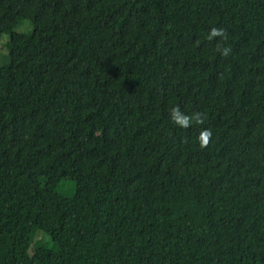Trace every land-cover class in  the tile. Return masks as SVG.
<instances>
[{"label":"trees","instance_id":"16d2710c","mask_svg":"<svg viewBox=\"0 0 264 264\" xmlns=\"http://www.w3.org/2000/svg\"><path fill=\"white\" fill-rule=\"evenodd\" d=\"M3 8L0 264H264V0Z\"/></svg>","mask_w":264,"mask_h":264},{"label":"rangeland","instance_id":"374dc122","mask_svg":"<svg viewBox=\"0 0 264 264\" xmlns=\"http://www.w3.org/2000/svg\"><path fill=\"white\" fill-rule=\"evenodd\" d=\"M15 21L14 16L5 8L0 10V65L8 64L9 58L7 56V48L5 42L8 40L6 28ZM32 29L31 23L28 21H21L18 23L16 30L18 32H30ZM58 85L56 83L48 82L44 84L45 91L56 90ZM66 194H71V187L65 189ZM43 238L42 233H37L36 238Z\"/></svg>","mask_w":264,"mask_h":264},{"label":"clouds","instance_id":"9594fccd","mask_svg":"<svg viewBox=\"0 0 264 264\" xmlns=\"http://www.w3.org/2000/svg\"><path fill=\"white\" fill-rule=\"evenodd\" d=\"M213 34L215 35V34H218V33H216L215 30H213Z\"/></svg>","mask_w":264,"mask_h":264}]
</instances>
